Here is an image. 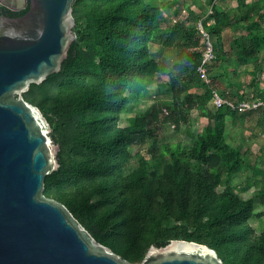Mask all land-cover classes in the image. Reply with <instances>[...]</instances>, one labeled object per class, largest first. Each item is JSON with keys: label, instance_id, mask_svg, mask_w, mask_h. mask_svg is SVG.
<instances>
[{"label": "trees", "instance_id": "obj_1", "mask_svg": "<svg viewBox=\"0 0 264 264\" xmlns=\"http://www.w3.org/2000/svg\"><path fill=\"white\" fill-rule=\"evenodd\" d=\"M179 1H74L77 38L62 68L25 93L61 145V165L46 175L45 193L63 201L96 239L134 262L152 244L183 238L216 248L225 264H264V226L258 232L251 223L264 215L257 209L258 200L264 203V147L243 151L227 139L229 118L238 124L239 116L254 120L264 134V106H239L248 98L240 80L243 65L251 74L252 97L264 99V0H238L227 8L207 0L212 11L199 16L193 6L201 2L184 0L188 15L179 17L177 8L171 22L166 9ZM28 10L0 5L11 16ZM198 19L215 37L209 82L197 69L203 46ZM229 26L237 32L225 39ZM154 44L176 62L161 61ZM155 80L172 103L132 110ZM214 91L235 105L213 109ZM195 111L208 119L200 131L194 129ZM124 112H132L126 125ZM166 124L187 134L191 146L155 140L146 154L137 152L138 164L132 165V146L145 147ZM246 168L252 173L237 179ZM243 186L254 187V194L242 196Z\"/></svg>", "mask_w": 264, "mask_h": 264}, {"label": "water", "instance_id": "obj_2", "mask_svg": "<svg viewBox=\"0 0 264 264\" xmlns=\"http://www.w3.org/2000/svg\"><path fill=\"white\" fill-rule=\"evenodd\" d=\"M74 1L31 0L20 16L0 11V264H225L216 248L183 238L152 244L134 262L45 193L61 145L25 93L62 68L77 38Z\"/></svg>", "mask_w": 264, "mask_h": 264}, {"label": "rangeland", "instance_id": "obj_3", "mask_svg": "<svg viewBox=\"0 0 264 264\" xmlns=\"http://www.w3.org/2000/svg\"><path fill=\"white\" fill-rule=\"evenodd\" d=\"M184 0H180L179 2H176L172 5H170L169 8L166 9V13L170 17V21L174 22L176 20L177 15L175 14V10L178 8L180 9L179 17L185 18L188 15L187 8L183 6L182 2ZM196 1V0H195ZM202 2L200 5L204 7L205 12L204 14L201 11L200 7H195V14L196 15H206L209 11L210 5L207 3V0H199ZM223 1V5L231 4L235 5L237 3V0H221ZM220 1V2H221ZM187 2L191 5L193 4V0H187ZM206 4V5H205ZM194 5V4H193ZM195 6V5H194ZM193 6V7H194ZM231 6V5H230ZM200 13V14H199ZM196 18V17H194ZM236 30H234L233 26L228 27L225 30V39H229L234 34H236ZM154 54L162 59L161 61L164 62L163 58H165V62L172 66L176 62V58L173 57L171 52H163L161 51V47L157 44H154L152 46ZM261 53V61H262V67L264 69V48L260 50ZM164 62V63H165ZM245 65L241 66V76L240 80L244 82L245 86V93L246 96L250 97L253 96L254 87L249 84V79H251V74H248V71L246 70ZM261 75V86L264 87V71L259 72V76ZM224 84L228 85V79H223ZM172 103L171 95L168 92L160 91L157 89L156 86V80L152 83V86L150 87L149 92L145 95V97L141 98L138 102L132 105V110L138 111V112H150L154 106L160 104L165 105L168 107ZM213 109H215L213 107ZM134 113V112H133ZM132 114V112H124L121 119V124L126 125L128 124V117ZM193 125L194 129L196 131H200L203 126L207 123V118L203 116H199L198 112H193ZM234 118H229L228 121V133H227V139L232 144L240 145L241 149L243 151L251 150L255 153H259L263 151L264 147V134L261 132V130L254 128L253 121L247 120V119H241V116H239L237 123L233 124ZM138 136V135H137ZM157 141V143L162 142L164 140H182L186 146H191L192 140L191 138L183 133L178 132L175 130V127L173 124H166L163 128V130L160 131L159 135L155 138H150L147 141V144L145 147L140 146L139 144H134L131 148V151L133 153L132 157V165L138 164V151H142L143 153H147V149L150 145H152L153 141ZM252 173L251 168H246V170L242 171V175H240L237 179H245V177ZM254 187L243 186L240 188V193L244 197H250L254 194ZM257 209L258 211H261L264 209V203L258 200L257 203ZM251 223L254 225V227L257 229L258 232H261L264 226V215L263 216H254L251 218ZM139 263V262H137Z\"/></svg>", "mask_w": 264, "mask_h": 264}, {"label": "built area", "instance_id": "obj_4", "mask_svg": "<svg viewBox=\"0 0 264 264\" xmlns=\"http://www.w3.org/2000/svg\"><path fill=\"white\" fill-rule=\"evenodd\" d=\"M197 27L202 33V59L197 69L207 82L210 81L209 75V62L216 57V46H215V37L214 35L205 27L203 19L196 21ZM247 98V97H246ZM224 103H229L235 105L233 101L224 98L218 91H214L213 96L210 101V106L215 109L222 106ZM240 107L253 109L260 106H264V99L261 97L254 98L252 96L244 99L239 103Z\"/></svg>", "mask_w": 264, "mask_h": 264}, {"label": "flooded vegetation", "instance_id": "obj_5", "mask_svg": "<svg viewBox=\"0 0 264 264\" xmlns=\"http://www.w3.org/2000/svg\"><path fill=\"white\" fill-rule=\"evenodd\" d=\"M4 2H6L7 5L12 6L15 11H22L27 7L30 8V4H31V0H4ZM0 5H4V4L0 2Z\"/></svg>", "mask_w": 264, "mask_h": 264}, {"label": "crops", "instance_id": "obj_6", "mask_svg": "<svg viewBox=\"0 0 264 264\" xmlns=\"http://www.w3.org/2000/svg\"><path fill=\"white\" fill-rule=\"evenodd\" d=\"M220 1H221V0H217L219 6H222V7H225V8H227V7H233V6H234L233 4H231L232 1L229 2V4H226V5H223V1H221V2H220ZM233 1H234V0H233ZM237 2H238V0H237ZM201 3H202V2H201ZM205 5H206V4H205ZM230 5H231V6H230ZM235 5H236V4H235ZM200 6H201V5H198V4H197V5L194 6V9H195V7H200ZM200 10L203 11L202 13L205 12V9H204L203 6H201V9H200ZM199 14H200V13H199ZM229 27H230V26H229ZM227 28H228V27H227ZM227 28H226V29H227ZM193 90H196V88H194Z\"/></svg>", "mask_w": 264, "mask_h": 264}, {"label": "clouds", "instance_id": "obj_7", "mask_svg": "<svg viewBox=\"0 0 264 264\" xmlns=\"http://www.w3.org/2000/svg\"><path fill=\"white\" fill-rule=\"evenodd\" d=\"M209 11H212V7L209 8ZM202 18H203V17H202ZM198 20H199V19H198ZM198 20H197V21H198Z\"/></svg>", "mask_w": 264, "mask_h": 264}]
</instances>
